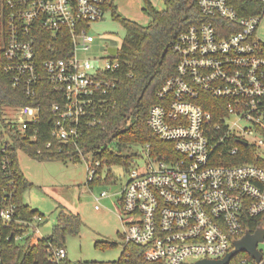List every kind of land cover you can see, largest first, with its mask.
Wrapping results in <instances>:
<instances>
[{
    "label": "built area",
    "instance_id": "built-area-1",
    "mask_svg": "<svg viewBox=\"0 0 264 264\" xmlns=\"http://www.w3.org/2000/svg\"><path fill=\"white\" fill-rule=\"evenodd\" d=\"M247 1L250 13L229 0H198L201 20L175 38V74L158 89L159 101L147 118L152 132L171 147L155 153L146 144L148 160L128 171L115 204L125 244L144 247L147 261L222 259L264 214V166L237 161L243 153L264 159V0ZM113 2H2L3 73L31 99L45 88L56 116L52 135L92 160L88 182L102 179V161L78 142L105 122L107 96L116 86L110 73L121 66V48L114 55L108 47L104 66L79 54L95 41L91 22L102 19ZM209 96L219 102L210 104ZM13 109L19 117L8 122L22 131L38 123L42 112L39 100ZM12 143L7 134L0 157V264L8 249L42 239L48 262L64 264L66 247L38 228L43 215L26 217L18 210ZM46 145L53 152V144ZM100 194L97 202L109 196Z\"/></svg>",
    "mask_w": 264,
    "mask_h": 264
},
{
    "label": "trees",
    "instance_id": "trees-1",
    "mask_svg": "<svg viewBox=\"0 0 264 264\" xmlns=\"http://www.w3.org/2000/svg\"><path fill=\"white\" fill-rule=\"evenodd\" d=\"M0 0V48L4 36V14ZM242 13H250L247 0H229ZM166 8L162 11L150 6L152 20L149 25H142L117 14V7L109 3L108 7L114 12L116 18L126 26L128 36L125 38L118 58L121 66L114 73H110L116 80V86L109 90L107 115L102 126L91 128L85 134L79 144L102 161L99 172L102 174L107 164L116 162L129 163V159L122 156L124 146L130 143H151L153 152L157 153L171 147L170 143L162 141L156 136L149 125L147 118L150 107L159 101L157 92L163 84L175 74L178 56L173 50V44L177 35L188 27L201 20L198 0H165ZM2 52H0V157L2 145L7 134L13 143L10 145V155L18 179L17 197L15 202L18 210L26 217H33L38 213L29 207L24 201L23 192L29 185L23 170L18 162L19 150H24L29 156L37 160L60 159L63 161H77L80 159L74 144H65L52 135L53 124L56 116L50 105L52 99L46 97L45 88L39 91L37 99H31L21 89H16L11 84V79L2 70ZM48 90V89H47ZM208 96V95H207ZM41 102V117L38 123L33 124L28 130L22 131L17 124L8 122L5 109L16 108L20 105H36ZM210 104L219 101L209 96ZM209 108H214L208 105ZM119 140V142H116ZM53 144V152L47 148V143ZM115 142V143H114ZM243 151H250L248 147H242ZM41 149V154L38 151ZM246 156L244 153L237 158L238 162L250 161L264 166V159L256 157L253 153ZM1 175V172H0ZM111 179L107 176L106 180ZM100 180L90 181L94 183ZM112 181V180H110ZM264 224V214L254 219L251 231ZM82 221L76 214L60 211L57 225L53 233L47 238L56 245H63L68 235H75L81 231ZM42 239L40 244H33L29 248L15 245L8 249L5 264H51L47 260ZM107 244H112L110 241ZM246 258L256 264L248 253ZM126 264H164L150 262L144 259V247L125 244L124 258ZM233 260L229 263L232 264ZM233 264H238L234 262Z\"/></svg>",
    "mask_w": 264,
    "mask_h": 264
},
{
    "label": "rangeland",
    "instance_id": "rangeland-1",
    "mask_svg": "<svg viewBox=\"0 0 264 264\" xmlns=\"http://www.w3.org/2000/svg\"><path fill=\"white\" fill-rule=\"evenodd\" d=\"M113 1L119 16L142 25H149L152 20L150 6L160 11L166 8L165 0ZM90 25L95 41L79 56L93 63L98 60L104 66L108 47L121 48L128 30L111 8L106 10L102 19ZM261 35L264 37V32ZM5 112L8 119L19 117V112L13 108H6ZM121 154L129 159V163L107 164L101 174L103 181L89 183L88 161L92 162L89 157L77 161L37 160L23 149L19 150L18 162L29 182L23 192L24 201L43 215L44 219L38 227L42 235L53 233L62 210L78 215L82 221L81 231L68 235L63 241L68 252L64 264H126L122 261L125 251L124 227L115 204L129 177L128 171L136 166H144L148 160L146 144L130 143L123 147ZM107 176L111 179L106 180ZM102 191L108 192L109 196L97 202ZM96 204H99L98 209L95 208ZM109 241L112 244L106 243ZM259 249L264 251V242H261ZM245 258L246 255L240 253L232 260L238 264H253L250 260L245 261ZM186 264H196V259H190Z\"/></svg>",
    "mask_w": 264,
    "mask_h": 264
},
{
    "label": "water",
    "instance_id": "water-1",
    "mask_svg": "<svg viewBox=\"0 0 264 264\" xmlns=\"http://www.w3.org/2000/svg\"><path fill=\"white\" fill-rule=\"evenodd\" d=\"M112 54H117V47H110ZM261 242H264V227L258 228L255 232L247 230L241 239L234 240V248L222 259H201L196 264H229L233 257L240 253H248L256 264H264L263 253L259 249Z\"/></svg>",
    "mask_w": 264,
    "mask_h": 264
},
{
    "label": "crops",
    "instance_id": "crops-1",
    "mask_svg": "<svg viewBox=\"0 0 264 264\" xmlns=\"http://www.w3.org/2000/svg\"><path fill=\"white\" fill-rule=\"evenodd\" d=\"M21 167V166H20ZM22 169V168H21ZM23 170V169H22ZM68 258V257H67ZM68 264H70V263H68Z\"/></svg>",
    "mask_w": 264,
    "mask_h": 264
}]
</instances>
